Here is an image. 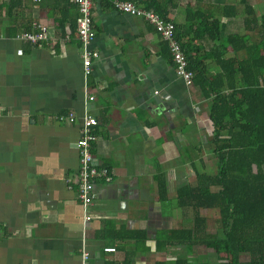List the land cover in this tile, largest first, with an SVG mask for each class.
Listing matches in <instances>:
<instances>
[{"label": "crops", "instance_id": "crops-1", "mask_svg": "<svg viewBox=\"0 0 264 264\" xmlns=\"http://www.w3.org/2000/svg\"><path fill=\"white\" fill-rule=\"evenodd\" d=\"M113 1L92 0L95 38L89 48L98 57L84 77L71 0H0V264H82L84 253L90 264L194 263L190 259L200 256V248L188 254L190 244L171 233L193 227V212L177 205L174 191L189 183L188 171L193 182L198 172L191 162L181 164V151L210 143L212 153L209 102L176 76L154 28L120 13ZM154 1L184 34L197 13L218 20L223 37L245 33L242 0ZM248 2L257 17L264 14H257L264 0ZM39 25L47 27L45 43L15 38ZM201 46L208 53L218 44L203 40ZM155 96L164 100L168 119ZM69 113L72 123L57 120ZM85 116L97 120L94 162L112 174V182H96L88 222L77 198L76 143ZM159 175L166 184L163 201ZM129 182L153 200L121 203ZM200 215L208 228L211 216ZM205 250L201 256L219 264Z\"/></svg>", "mask_w": 264, "mask_h": 264}, {"label": "trees", "instance_id": "trees-1", "mask_svg": "<svg viewBox=\"0 0 264 264\" xmlns=\"http://www.w3.org/2000/svg\"><path fill=\"white\" fill-rule=\"evenodd\" d=\"M126 1L167 19L154 0ZM242 5L244 35L223 37L218 20L198 13L199 21L190 19L183 29L187 34L175 26L188 69L194 73L193 85L209 102L216 171L195 172L193 184L176 190L177 205L190 209L194 221L191 229L171 234L179 235L183 244L212 250L219 264H264V14L257 17L248 0ZM203 40L218 46L203 53ZM156 182L163 201L165 181L159 175ZM200 211L214 215L215 233H207V218Z\"/></svg>", "mask_w": 264, "mask_h": 264}, {"label": "built area", "instance_id": "built-area-1", "mask_svg": "<svg viewBox=\"0 0 264 264\" xmlns=\"http://www.w3.org/2000/svg\"><path fill=\"white\" fill-rule=\"evenodd\" d=\"M38 1V0H34ZM77 10L76 32L81 44V58L83 64L84 77L91 72L93 60L98 57V53L89 48L91 42L95 38V32L92 25V0H71ZM113 7L120 13L131 16H138L150 24L161 39L167 44L170 57L173 62L174 71L186 87L193 85L194 73L188 69V61L182 50L180 42L176 38L175 24L161 17L153 10L140 8L137 4L126 0H114ZM18 41L36 46L45 43L47 39V27L39 25L33 31L20 32L15 37ZM93 97H88L89 101H93ZM60 123L70 124L74 121V115L69 113L57 117ZM97 120L91 116H85L82 120L81 136L76 143L79 154L78 169V187L77 198L80 200L83 211L86 213L85 221H90L91 216L87 213L88 208L95 200V185L101 180L104 183L112 182V174L108 168L99 167L92 155V145L97 141L95 127ZM105 252L113 253L114 248H105ZM88 254L82 256V264H90L88 262Z\"/></svg>", "mask_w": 264, "mask_h": 264}, {"label": "rangeland", "instance_id": "rangeland-1", "mask_svg": "<svg viewBox=\"0 0 264 264\" xmlns=\"http://www.w3.org/2000/svg\"><path fill=\"white\" fill-rule=\"evenodd\" d=\"M262 12H264V5L257 7V14L259 15ZM188 146L190 147L191 145L189 144ZM181 154H182V157L180 159L181 164L191 162V163L195 164L194 169L198 170V172L206 173L209 175L215 174L216 161H215L214 156L211 153L210 143L204 144L203 149L201 151L200 150H193V149H186V150H182ZM211 157L213 159H210ZM202 165L204 167L202 169H200ZM188 173L189 174L187 175V179H188L187 182H189L190 184H193L194 183L193 182V174L191 173V171H188ZM183 175L184 174L182 173L181 177ZM174 193H175V191H174ZM210 216H211V221L208 223L207 232H208V234H213L216 231V225H215L214 220H213L214 215L210 214ZM196 248H200V249H198L200 256L197 257L196 259H190V261L195 262V263H205V264H214L215 263V262L212 263L208 259L209 255L207 256V258L204 255L201 256L200 252H202L203 250L206 251L205 249H207L205 246L198 245V246H196ZM189 249L190 250L188 251V254L191 255L190 252H191L192 247H189ZM216 263H218V262H216Z\"/></svg>", "mask_w": 264, "mask_h": 264}, {"label": "water", "instance_id": "water-1", "mask_svg": "<svg viewBox=\"0 0 264 264\" xmlns=\"http://www.w3.org/2000/svg\"><path fill=\"white\" fill-rule=\"evenodd\" d=\"M154 104L157 105V108L160 112L163 113V115L168 119L167 117V111L166 107H163V99L160 97H154ZM170 112V111H169ZM122 194L119 195V200L121 203L128 204V202L132 199L140 200V201H152L153 199L151 197H144V194L141 190H139L138 185L132 182L127 183L123 186ZM149 198V199H147Z\"/></svg>", "mask_w": 264, "mask_h": 264}]
</instances>
